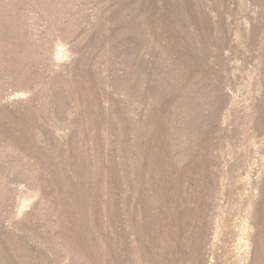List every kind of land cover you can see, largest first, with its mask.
<instances>
[{
	"label": "rangeland",
	"instance_id": "rangeland-1",
	"mask_svg": "<svg viewBox=\"0 0 264 264\" xmlns=\"http://www.w3.org/2000/svg\"><path fill=\"white\" fill-rule=\"evenodd\" d=\"M0 264H264V0H0Z\"/></svg>",
	"mask_w": 264,
	"mask_h": 264
}]
</instances>
